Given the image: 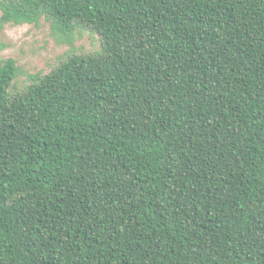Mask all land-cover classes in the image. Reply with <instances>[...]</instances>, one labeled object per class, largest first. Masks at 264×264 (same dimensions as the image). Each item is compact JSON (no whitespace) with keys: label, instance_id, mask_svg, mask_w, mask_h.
<instances>
[{"label":"trees","instance_id":"trees-1","mask_svg":"<svg viewBox=\"0 0 264 264\" xmlns=\"http://www.w3.org/2000/svg\"><path fill=\"white\" fill-rule=\"evenodd\" d=\"M73 47L0 60V264H264V0H0Z\"/></svg>","mask_w":264,"mask_h":264},{"label":"rangeland","instance_id":"rangeland-1","mask_svg":"<svg viewBox=\"0 0 264 264\" xmlns=\"http://www.w3.org/2000/svg\"><path fill=\"white\" fill-rule=\"evenodd\" d=\"M98 44L97 35L85 33L78 37L71 47L53 35L44 21L39 26L6 25L0 31V60L13 58L23 69L24 73L17 78L19 85L27 80L28 74L48 71L72 48L91 51L96 49Z\"/></svg>","mask_w":264,"mask_h":264}]
</instances>
